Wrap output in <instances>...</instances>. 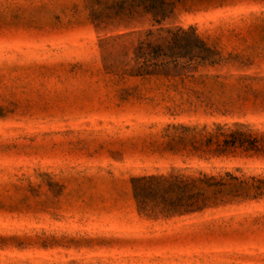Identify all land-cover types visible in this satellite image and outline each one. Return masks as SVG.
Wrapping results in <instances>:
<instances>
[{
    "label": "rangeland",
    "instance_id": "obj_1",
    "mask_svg": "<svg viewBox=\"0 0 264 264\" xmlns=\"http://www.w3.org/2000/svg\"><path fill=\"white\" fill-rule=\"evenodd\" d=\"M169 25L215 46L220 76L255 77L233 114L173 115L153 82L101 65L81 0H0V264H264V198L170 219L140 216L130 178L238 168L156 151L168 123L264 130V0H176Z\"/></svg>",
    "mask_w": 264,
    "mask_h": 264
},
{
    "label": "trees",
    "instance_id": "obj_2",
    "mask_svg": "<svg viewBox=\"0 0 264 264\" xmlns=\"http://www.w3.org/2000/svg\"><path fill=\"white\" fill-rule=\"evenodd\" d=\"M87 20L101 34L98 49L103 71L118 80L153 82L173 115L183 107L205 115L233 114L232 99L252 91L255 77L210 74L221 63L218 49L192 26L169 25L176 0H81ZM0 117H3L0 114ZM156 151L210 161L264 157V130L250 124L168 123ZM135 208L147 219H170L264 198V176L238 168L185 174L171 170L130 178Z\"/></svg>",
    "mask_w": 264,
    "mask_h": 264
}]
</instances>
